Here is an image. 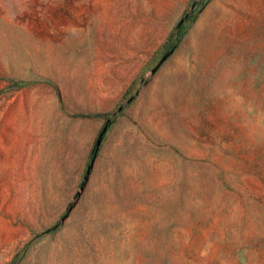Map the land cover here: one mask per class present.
Instances as JSON below:
<instances>
[{"label": "rangeland", "instance_id": "374dc122", "mask_svg": "<svg viewBox=\"0 0 264 264\" xmlns=\"http://www.w3.org/2000/svg\"><path fill=\"white\" fill-rule=\"evenodd\" d=\"M0 264H264V0H0Z\"/></svg>", "mask_w": 264, "mask_h": 264}]
</instances>
